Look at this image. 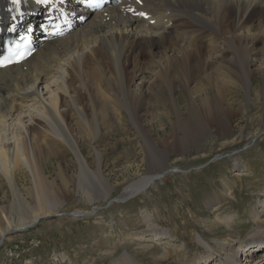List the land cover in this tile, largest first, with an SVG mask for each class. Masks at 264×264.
Instances as JSON below:
<instances>
[{"label": "bare ground", "instance_id": "6f19581e", "mask_svg": "<svg viewBox=\"0 0 264 264\" xmlns=\"http://www.w3.org/2000/svg\"><path fill=\"white\" fill-rule=\"evenodd\" d=\"M53 4L66 11L72 30L39 41L26 60L0 68V191L11 198L0 206V241L54 214L73 193L108 197L113 185L103 169L106 149L97 145L105 132L134 125L144 159L156 171L132 178L115 197L124 201L167 172L170 153L198 145L214 125L227 131L231 89L251 102L258 76L256 93L264 97V0H119L92 12L76 0ZM18 11L30 23L45 13L37 0H0V29ZM197 89L203 91L198 98ZM181 93L186 117L177 102ZM158 107L171 114L172 128L169 136L155 139L144 126L151 115L160 118ZM51 157L57 159L55 175L44 166ZM244 167L235 163L236 174ZM90 181L97 182L94 189L86 186ZM231 187L224 181L208 207H218ZM261 211L264 206L253 215L259 219ZM151 235L170 236L166 231ZM227 237L232 255L225 253V241L212 245L198 235L209 253L187 264H264V234L237 239L228 232ZM240 247L244 251L237 254ZM120 259L113 264H137L125 252Z\"/></svg>", "mask_w": 264, "mask_h": 264}, {"label": "rangeland", "instance_id": "374dc122", "mask_svg": "<svg viewBox=\"0 0 264 264\" xmlns=\"http://www.w3.org/2000/svg\"><path fill=\"white\" fill-rule=\"evenodd\" d=\"M258 81L255 76L251 102L240 90L231 89L227 94L233 106L227 131L219 132L214 125L198 145L170 153L167 172L124 201L115 197L132 178L155 170H150L144 159L134 125L122 123L105 132L97 145L106 149L103 169L113 185L108 197L102 200L87 191L89 200L82 191L71 194L56 206L54 214L2 238L0 264H113L124 252L137 264H187L193 256L209 253L197 242L198 235L212 245L225 241V253L229 255L235 250L227 240L228 232L237 239L263 235L264 211L259 219L253 215L264 206V131L260 132L264 130V97L256 93ZM185 95L177 96L184 117ZM202 95L203 91L197 89L196 98ZM158 108L160 118L151 115L150 123L144 126L155 139L169 136L172 128L171 114ZM157 143L163 147L160 140ZM92 159L89 155L88 160ZM56 162L54 157L45 162L48 174L55 175ZM237 162L245 166L238 174ZM67 171L72 174L74 167L70 165ZM18 180L28 183L23 173H19ZM224 181L232 185L231 194L218 207L209 208L208 198L220 193ZM89 183L86 186L91 189L97 184ZM10 199L9 194L4 196L0 191V206ZM161 231L170 236L154 239L151 235ZM242 248L237 254L243 253Z\"/></svg>", "mask_w": 264, "mask_h": 264}, {"label": "water", "instance_id": "95a60500", "mask_svg": "<svg viewBox=\"0 0 264 264\" xmlns=\"http://www.w3.org/2000/svg\"><path fill=\"white\" fill-rule=\"evenodd\" d=\"M116 200V199H115Z\"/></svg>", "mask_w": 264, "mask_h": 264}]
</instances>
